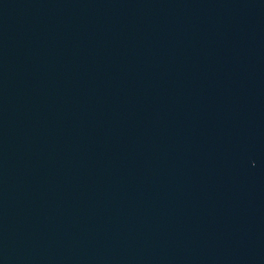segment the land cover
<instances>
[{
  "label": "water",
  "instance_id": "obj_1",
  "mask_svg": "<svg viewBox=\"0 0 264 264\" xmlns=\"http://www.w3.org/2000/svg\"><path fill=\"white\" fill-rule=\"evenodd\" d=\"M0 264H264V0H0Z\"/></svg>",
  "mask_w": 264,
  "mask_h": 264
}]
</instances>
